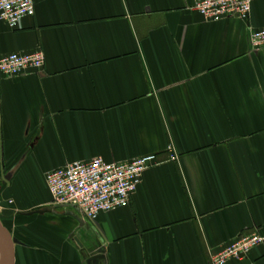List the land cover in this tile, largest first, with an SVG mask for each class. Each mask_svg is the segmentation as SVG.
<instances>
[{
    "label": "crops",
    "instance_id": "crops-1",
    "mask_svg": "<svg viewBox=\"0 0 264 264\" xmlns=\"http://www.w3.org/2000/svg\"><path fill=\"white\" fill-rule=\"evenodd\" d=\"M34 1L19 29L0 23V59H46L0 75V219L16 264H212L264 234V51L251 47L264 0L219 23L199 0ZM147 155L158 164L128 207L85 222L51 204L46 174ZM227 264H264V247Z\"/></svg>",
    "mask_w": 264,
    "mask_h": 264
},
{
    "label": "built area",
    "instance_id": "built-area-1",
    "mask_svg": "<svg viewBox=\"0 0 264 264\" xmlns=\"http://www.w3.org/2000/svg\"><path fill=\"white\" fill-rule=\"evenodd\" d=\"M34 0H0V23L12 30L21 27L25 19L36 13ZM254 0H199L192 8L204 21H219L239 17L247 20ZM251 47L264 51V29L251 33ZM43 52L10 54L0 59V75L17 78L29 71H41L45 66ZM171 161L176 157L169 148ZM158 164L156 155L139 157L125 163H107L101 158L76 162L46 174V184L55 206L76 208L90 222L102 213H111L129 206L142 183L144 173ZM256 247H264V234L241 236L212 257V264H227L241 259Z\"/></svg>",
    "mask_w": 264,
    "mask_h": 264
},
{
    "label": "water",
    "instance_id": "water-1",
    "mask_svg": "<svg viewBox=\"0 0 264 264\" xmlns=\"http://www.w3.org/2000/svg\"><path fill=\"white\" fill-rule=\"evenodd\" d=\"M52 209H46L43 211L35 212V213H29L28 216H33L35 214L42 215L43 213H46ZM0 243L3 246L4 251V264H16V242L11 234V232L6 229L4 224L2 223L0 219ZM99 264V263H98Z\"/></svg>",
    "mask_w": 264,
    "mask_h": 264
},
{
    "label": "rangeland",
    "instance_id": "rangeland-1",
    "mask_svg": "<svg viewBox=\"0 0 264 264\" xmlns=\"http://www.w3.org/2000/svg\"><path fill=\"white\" fill-rule=\"evenodd\" d=\"M51 204L54 205L53 202ZM4 215H5V205L0 203V218H3L5 220V216ZM82 218L84 219L85 222L88 221L85 217L82 216ZM88 222H90V221H88Z\"/></svg>",
    "mask_w": 264,
    "mask_h": 264
},
{
    "label": "bare ground",
    "instance_id": "bare-ground-1",
    "mask_svg": "<svg viewBox=\"0 0 264 264\" xmlns=\"http://www.w3.org/2000/svg\"><path fill=\"white\" fill-rule=\"evenodd\" d=\"M4 251H3V246L0 243V264H4Z\"/></svg>",
    "mask_w": 264,
    "mask_h": 264
}]
</instances>
